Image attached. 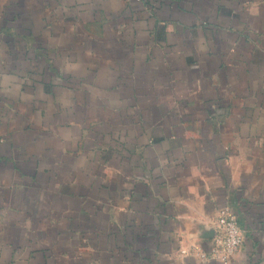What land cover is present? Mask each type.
I'll use <instances>...</instances> for the list:
<instances>
[{
	"label": "crops",
	"instance_id": "0c3cea01",
	"mask_svg": "<svg viewBox=\"0 0 264 264\" xmlns=\"http://www.w3.org/2000/svg\"><path fill=\"white\" fill-rule=\"evenodd\" d=\"M224 210L264 264V0H0V264H222Z\"/></svg>",
	"mask_w": 264,
	"mask_h": 264
},
{
	"label": "built area",
	"instance_id": "2783aa9c",
	"mask_svg": "<svg viewBox=\"0 0 264 264\" xmlns=\"http://www.w3.org/2000/svg\"><path fill=\"white\" fill-rule=\"evenodd\" d=\"M242 245L243 232L236 216L228 210L222 211L215 223L212 247L208 258L227 264L240 251Z\"/></svg>",
	"mask_w": 264,
	"mask_h": 264
}]
</instances>
